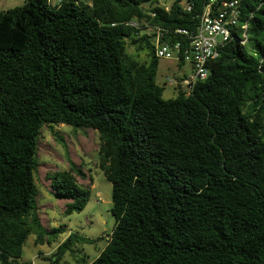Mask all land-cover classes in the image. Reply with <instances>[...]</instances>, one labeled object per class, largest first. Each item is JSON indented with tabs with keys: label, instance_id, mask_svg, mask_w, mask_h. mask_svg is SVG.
<instances>
[{
	"label": "trees",
	"instance_id": "1",
	"mask_svg": "<svg viewBox=\"0 0 264 264\" xmlns=\"http://www.w3.org/2000/svg\"><path fill=\"white\" fill-rule=\"evenodd\" d=\"M152 4L23 0L0 10V264H27L17 259L30 233L43 242L33 169L45 123L90 128L100 139L113 226L82 264H264V0L241 3L252 51L233 32L207 77L169 98L154 81L150 35L130 38L139 28L128 22L195 20ZM125 38L149 49L147 63L125 52ZM82 174L69 163L46 176L52 195L67 200L64 214L89 198L75 180ZM83 242L68 233L54 262Z\"/></svg>",
	"mask_w": 264,
	"mask_h": 264
},
{
	"label": "rangeland",
	"instance_id": "2",
	"mask_svg": "<svg viewBox=\"0 0 264 264\" xmlns=\"http://www.w3.org/2000/svg\"><path fill=\"white\" fill-rule=\"evenodd\" d=\"M57 1L50 0L52 3ZM22 2L23 0H0V10L20 5ZM142 33L149 32L139 28L137 34L131 35L130 38H136ZM245 47L249 52L252 51L248 41ZM148 50L139 41L125 38V52L137 61L147 63ZM186 69V64L179 68L172 60L158 59L154 81L161 86L163 98L173 97L176 94L174 86L164 84L163 78L174 77L181 70ZM99 143L97 131L90 128L63 123H45L41 126L36 138L33 182L36 188L35 214L41 226L43 242L35 244V234L30 233L22 245L21 255L17 259L19 263L82 264L78 261L80 257L89 262L102 249L112 229L113 218L109 211L110 183L98 168ZM69 163L74 165V169L81 168L82 177L76 175L75 180L89 189V198L82 210L64 214L63 205L67 200L52 195L46 176L55 170L67 169ZM70 232L80 238L88 239L89 242L74 244L72 250L66 251L55 263L51 256L52 252Z\"/></svg>",
	"mask_w": 264,
	"mask_h": 264
},
{
	"label": "built area",
	"instance_id": "3",
	"mask_svg": "<svg viewBox=\"0 0 264 264\" xmlns=\"http://www.w3.org/2000/svg\"><path fill=\"white\" fill-rule=\"evenodd\" d=\"M241 3L242 0H153V7L166 13L173 6L183 12H192L194 26L172 28L147 21L141 25L134 21L128 24L149 32L146 34L150 35L154 57L172 60L179 68L187 65L186 70L174 77L165 76L163 83L188 94L197 81L207 77L208 64L217 58L220 48L232 38L233 32L237 33L240 44L245 43L247 22L239 19ZM146 14L153 17L155 11L149 10Z\"/></svg>",
	"mask_w": 264,
	"mask_h": 264
},
{
	"label": "crops",
	"instance_id": "4",
	"mask_svg": "<svg viewBox=\"0 0 264 264\" xmlns=\"http://www.w3.org/2000/svg\"><path fill=\"white\" fill-rule=\"evenodd\" d=\"M55 3V2H54Z\"/></svg>",
	"mask_w": 264,
	"mask_h": 264
}]
</instances>
